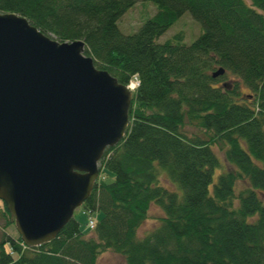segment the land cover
<instances>
[{
    "label": "trees",
    "instance_id": "1",
    "mask_svg": "<svg viewBox=\"0 0 264 264\" xmlns=\"http://www.w3.org/2000/svg\"><path fill=\"white\" fill-rule=\"evenodd\" d=\"M138 1L156 11L123 35L117 22ZM185 12L196 38L158 43ZM0 13L81 41L123 86L138 81L125 135L104 150L79 209L100 216L91 235L72 217L26 248L1 203L0 264H96L107 251L124 264H264V0H0ZM151 207L161 217L139 235Z\"/></svg>",
    "mask_w": 264,
    "mask_h": 264
},
{
    "label": "water",
    "instance_id": "2",
    "mask_svg": "<svg viewBox=\"0 0 264 264\" xmlns=\"http://www.w3.org/2000/svg\"><path fill=\"white\" fill-rule=\"evenodd\" d=\"M130 103L81 41L59 43L0 13V202L25 247L54 239L90 196L104 150L125 135Z\"/></svg>",
    "mask_w": 264,
    "mask_h": 264
},
{
    "label": "rangeland",
    "instance_id": "3",
    "mask_svg": "<svg viewBox=\"0 0 264 264\" xmlns=\"http://www.w3.org/2000/svg\"><path fill=\"white\" fill-rule=\"evenodd\" d=\"M156 11L155 6L150 2L138 1L127 10L118 20L117 28L123 35H129L134 33L140 25L148 18H150ZM200 25L195 22L188 13H183L158 39L157 42L161 43L162 40L172 36V34H182V37L186 43L192 42L196 36L200 33ZM225 81L232 80L230 77ZM224 81V80H223ZM241 93L247 92L243 87H239ZM134 92V90H133ZM0 202V209L1 207ZM74 219L79 223V229L82 233H85L87 236L91 235V231L86 228V216L81 213L79 209H76L73 212ZM100 217L99 214H93L92 218L96 219ZM161 217L160 211L151 207L148 213V219L141 225L138 230L139 235H143L148 232L153 226L158 222V218ZM3 227V221L0 218V228ZM10 235L16 234L14 226L7 227L5 229ZM5 251H8V248H5ZM96 264H124L122 258L118 255H115L109 251L103 252L97 258Z\"/></svg>",
    "mask_w": 264,
    "mask_h": 264
},
{
    "label": "built area",
    "instance_id": "4",
    "mask_svg": "<svg viewBox=\"0 0 264 264\" xmlns=\"http://www.w3.org/2000/svg\"><path fill=\"white\" fill-rule=\"evenodd\" d=\"M137 85V82L135 81V80H133V82L130 84V87H135ZM92 226H93V223H92V221H88V227L89 228H92Z\"/></svg>",
    "mask_w": 264,
    "mask_h": 264
}]
</instances>
